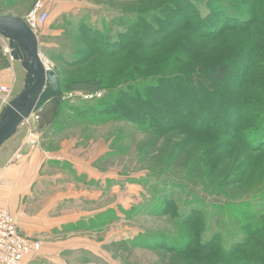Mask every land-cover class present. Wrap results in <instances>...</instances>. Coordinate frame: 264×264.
I'll return each instance as SVG.
<instances>
[{"label": "rangeland", "instance_id": "374dc122", "mask_svg": "<svg viewBox=\"0 0 264 264\" xmlns=\"http://www.w3.org/2000/svg\"><path fill=\"white\" fill-rule=\"evenodd\" d=\"M38 1L50 13L37 34L40 54L60 77L63 99L24 123L27 143L45 148L51 140L57 154L67 145L62 164L49 160L55 185L46 191H72L77 199L61 214L76 216L73 230L59 234L56 228L49 241H68L70 248H45L28 260L264 264V149L249 152L229 137L227 146L223 133L167 119L181 105L186 111L177 117L185 121L217 118L222 127L234 126L237 111L246 128L251 105L264 103V0H0V16L24 20ZM200 21L209 23L210 34ZM130 22L135 26L127 32ZM95 33L97 45L119 39L124 50L92 51ZM223 66L230 75L217 83ZM128 88L142 96L138 103L139 97L125 99L121 92ZM115 100L143 122L107 114L103 109ZM146 100L154 103L148 115ZM207 147L214 149L205 154ZM193 210L205 212L204 224L197 223L189 246L194 229L177 216ZM206 233L220 235L216 241L224 245L248 241L228 258L212 248V238L201 246Z\"/></svg>", "mask_w": 264, "mask_h": 264}, {"label": "crops", "instance_id": "0c3cea01", "mask_svg": "<svg viewBox=\"0 0 264 264\" xmlns=\"http://www.w3.org/2000/svg\"><path fill=\"white\" fill-rule=\"evenodd\" d=\"M7 46L10 47L9 41L0 35V88H11L15 98L24 90L28 74L21 61L14 60L11 54L5 55L4 49ZM5 110L6 105L0 97V120ZM27 133L28 129L22 124L16 136L0 149V209H6L16 216L24 236L43 241L42 250L56 248L61 251L70 248L68 241H49L56 228L59 234L73 230L71 226L74 215L61 214L72 209L71 201L76 200L77 196L72 191L63 193L57 189L50 193L46 190L49 184L55 185L52 184L54 178L49 176L48 164H52L49 160L57 158L62 164L69 158L68 147L65 145L57 154V151L50 148L51 140H47L45 148L40 145L30 148ZM68 187L72 188L71 185ZM60 206V214H56ZM24 264H32V260L27 257Z\"/></svg>", "mask_w": 264, "mask_h": 264}, {"label": "trees", "instance_id": "16d2710c", "mask_svg": "<svg viewBox=\"0 0 264 264\" xmlns=\"http://www.w3.org/2000/svg\"><path fill=\"white\" fill-rule=\"evenodd\" d=\"M232 20H233V18H232ZM248 23L249 22H242L240 24L242 27V26L248 25ZM134 26H135V23L130 22L128 24V26L125 28V31H127V32L131 31L132 29H134ZM199 26L205 32L206 31L208 32L209 28H211V27L208 28L209 23H207V21H200ZM210 30H212V29H210ZM222 31L223 30H221L220 32H222ZM210 32L211 31H209L207 34H210ZM154 34L159 35L162 33L159 30H156V31H154ZM97 41H98L97 33H95L94 43L96 45H92V51L102 53V52H104V50L102 51V47L105 49L106 48H109V49H115L116 48V49H118V52L124 50V47L121 46V41L119 39H117V40L114 39L113 41L104 40L103 44L100 46L97 45ZM111 54H115V53H111ZM111 54H109V55H111ZM229 70H230V68H228L227 66H223L221 68L219 67L217 69L216 74L214 75L215 82L223 83L230 75ZM182 79H183L182 81H184V80L187 81V77H182ZM121 93H123V96L125 97V99H129V100H134V99L139 97L138 100L136 101V103H138L140 98H142V96H140L139 93H136L131 88H128L127 91L123 90ZM93 98L95 99L96 97H93ZM116 101L117 100H115V104L113 106H110V103H109L108 106L110 107V109L105 107L103 110L106 109L105 111L107 112V114L119 115L121 118H124L128 122L132 121L135 124L137 123L139 125L143 122V118H141L139 116L141 114H138V112H136V110L134 111L132 109H129V107H127L126 105H123L122 100L118 101L117 104H116ZM103 102H105V101H103ZM106 104H108V102H106L104 105H106ZM144 105H146V108H145L146 115H148L147 114L148 111L154 110V103L153 102L146 100L144 102ZM180 106L176 109H173L175 114H170L171 117L167 118V119H171L172 123L174 121H176V122H174V124L178 123L181 126H184L187 128L192 129V127H193V128H197V129L202 130V131L205 130L204 132H207V133H209L211 131H217V132L223 133V137H225L224 143L227 144V146H228V143L232 139H235L237 142H240L243 145L244 150H248L249 152H256V151H260L261 149H264V103H259L258 105H253V104L251 105L250 114H252L254 116L251 117L246 128H240V124L242 123V120H243V115L240 112L233 111V113L235 115V116H233L234 117L233 120L235 122L234 126L231 125L232 123H229L227 126L222 127V124H220V122L217 118H215L213 120L208 118V121L201 119L202 122H197L195 120L196 118H188L187 121H185L186 120L185 117H177L186 111V109L182 110V107H180ZM212 107L214 108L213 105H212ZM232 109L236 110L235 108H232ZM237 110H238V108H237ZM89 112H92V111L89 110ZM115 113H117V114H115ZM156 116L158 118H160V116H158V115H156ZM176 117L180 120H178ZM172 125L173 124H168V127L166 129H170V127H172ZM204 127H206V128L204 129ZM224 135H228V136H224ZM228 137L231 140H229ZM213 149H214V147H212V148L207 147L204 152H205V154L207 152L210 153L211 151H213ZM167 203H169V205L174 204L173 200L169 201ZM166 207L167 206H165V208ZM203 213L205 214V212H203V211L201 212L199 210H193L187 216H186V214L182 215V214L178 213L177 218L180 219L183 226H187V225L191 224L192 228L194 229V232H192V234L189 236V240H187V242H190L189 246L192 245L193 238L196 234L195 229H196L197 223L199 222L200 225L204 224L203 221L201 220V217H200V215H202ZM218 237L220 239H222L220 235H217V236L215 234L208 235L206 233L201 246L202 245L206 246L207 245L206 241L209 242L208 241L209 238H212L213 241H216L218 239ZM246 240L247 239H245V238L239 237L235 240L237 242H235V243L227 242L226 245H224L223 240L218 241V242L216 241V242H214L215 244L213 245L212 248H219L220 254H221V252H223L225 254V256H227L229 258L230 256L233 255V253H235V251L236 252L239 251V246L244 245Z\"/></svg>", "mask_w": 264, "mask_h": 264}, {"label": "water", "instance_id": "95a60500", "mask_svg": "<svg viewBox=\"0 0 264 264\" xmlns=\"http://www.w3.org/2000/svg\"><path fill=\"white\" fill-rule=\"evenodd\" d=\"M0 35L9 41L13 59L21 61L28 74L24 90L6 106L0 120L1 149L33 114L54 100L61 102L63 92L60 77L41 57L39 37L25 20L1 15Z\"/></svg>", "mask_w": 264, "mask_h": 264}, {"label": "built area", "instance_id": "2783aa9c", "mask_svg": "<svg viewBox=\"0 0 264 264\" xmlns=\"http://www.w3.org/2000/svg\"><path fill=\"white\" fill-rule=\"evenodd\" d=\"M49 10L43 1H38L24 19L29 28L36 34L48 23ZM5 55H10V47L4 49ZM12 56V55H11ZM0 97L4 105H8L13 98V90L6 86L0 88ZM39 113L32 117H38ZM23 123V124H24ZM29 138V137H28ZM30 142V139H29ZM42 243L24 236L19 228L15 215L6 209H0V264H23L24 260L42 251Z\"/></svg>", "mask_w": 264, "mask_h": 264}]
</instances>
